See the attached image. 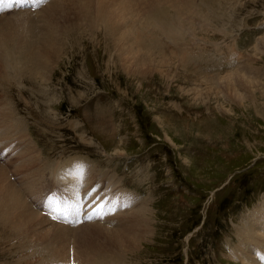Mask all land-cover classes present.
I'll return each instance as SVG.
<instances>
[{"label": "rangeland", "instance_id": "1", "mask_svg": "<svg viewBox=\"0 0 264 264\" xmlns=\"http://www.w3.org/2000/svg\"><path fill=\"white\" fill-rule=\"evenodd\" d=\"M8 1L3 0L4 5ZM52 1L25 0L23 4L27 7L23 10L4 12L0 16L2 24L11 28V34L18 29L15 38L23 36L28 50L29 40L36 39L31 47L36 50H29L32 54L36 52L34 55L38 54L36 42L41 41L43 30L34 26L39 34L30 35L29 39L28 21L42 20L44 14L40 12ZM227 2L220 3L223 14L226 6L239 7V24H228L225 36L213 32L198 37L213 39L210 41L213 50L208 52L210 59L206 64L217 67L210 68L209 72L221 71L224 76L233 63L235 67H253L254 85L249 86V93H243H246L244 98L236 99L234 95L228 98L222 88L216 90L219 95L210 94L199 73L178 63L163 66L146 76L130 74L117 60L118 53L105 35L108 34L105 19L95 33L89 28L86 32L67 35L58 66L46 78L41 74L34 78L22 76L21 71L19 75L16 69L20 70L21 64V68H14L19 75L17 80H3L0 72V113H13L19 121V131L17 128L9 131L13 144L6 141L0 145L3 160L0 167L9 174L33 211L40 213V200L47 190L59 189L66 196L78 184L82 173L73 165L77 160L85 166L83 174L88 175L89 170V178L99 182L96 189H102L101 194L112 185V198L116 201L148 200L149 236L138 251L128 255L125 264H244L231 254L241 244V230L246 222L253 223L256 219L264 226L261 220L264 214V0ZM128 12L124 17L127 23L131 15ZM219 25L223 27L221 21ZM5 42L9 48L3 46L6 50L16 49L15 39L13 46ZM4 48L0 46V68H4L1 64ZM15 51L20 54L17 63L21 53L19 49ZM211 57L217 58L212 61ZM168 67H173L172 71ZM194 88L203 95L199 98L191 95L189 90ZM22 136L29 140L25 142ZM16 137L19 139L15 140ZM29 142L34 146L30 147ZM20 159L22 165L18 166ZM45 161L46 167L65 168L61 177L51 178L48 170L44 175ZM62 178L64 182L69 180L64 183ZM30 182L38 190L35 194L22 189ZM81 189L78 192L82 196ZM54 202L68 206L66 202ZM42 210L44 217H51L44 212L46 209ZM74 213L78 221L81 213ZM121 213L123 210L112 209V226H124ZM67 224L74 229L78 223ZM261 234L254 237L252 233V236L260 240L264 236ZM9 235L6 229L0 228V264H24L26 253ZM26 235L41 243L40 239ZM42 244L46 245L43 241ZM263 245L247 243L254 253V261L264 258ZM42 258L38 260L47 264Z\"/></svg>", "mask_w": 264, "mask_h": 264}, {"label": "bare ground", "instance_id": "2", "mask_svg": "<svg viewBox=\"0 0 264 264\" xmlns=\"http://www.w3.org/2000/svg\"><path fill=\"white\" fill-rule=\"evenodd\" d=\"M53 1L52 4L50 3L48 6L46 5L47 7L40 12L41 14H44L42 20L40 19L41 21H36L35 18L28 21L30 28H27L26 31L29 34V39H31L30 35L39 34V30H34V26H38L39 29H41L40 31L43 30L41 41L38 38L39 41L37 40L36 42L38 47L37 55H34L36 52H33V54L30 53L31 50H36L31 48L34 46L33 42L36 41V39H32L33 42L29 40V42L32 43L31 44L28 42L29 51L26 48L27 45L23 36L15 38L18 35V29L17 31L16 29L14 30L17 33L12 32L13 34L16 33V35H14L12 38L13 34H11V28L9 30V27L7 25V27L4 26L0 21V43L3 39L2 41H7V44L9 42L12 44V41L15 39V43H13L16 48L15 50L19 49L21 53L20 61H17L19 64H17L16 60L20 56V54L19 56L17 55L18 51L6 50L4 48L7 46L5 44L6 42H3L5 45H3V43L0 44V46L2 45V48L6 50L5 52H1V64L3 63L4 68H0V72L2 74L3 80H17V77L20 75V71L22 76L28 77L30 75V77L34 78L36 75L41 74L42 78H46L49 73L52 74L55 67L58 66L59 60L61 59L65 48L66 36L72 34L75 31L86 32L89 28L90 30L94 31L96 27L99 28L98 26L103 25L101 22L105 19L108 22L106 23V32H108V34H105V32L104 34L107 36V39L111 40L115 53H118L117 56L119 59L117 60H119V63L122 64L126 71L132 75L140 77L146 76L152 71L161 70V67L163 66L170 67L173 63H178L182 65V68L191 67L192 71L195 70V74L198 75L199 73V79L203 80V82H206L207 90L212 95H219L216 93V90L222 88L223 92L228 98H230L232 95H234L236 99L244 98L243 96L246 93L244 95L243 93L248 92L250 88L249 86L254 85L253 78L256 75V71L253 69V67L246 68L247 65L242 66L241 68L238 67V65L235 67L233 63L232 66L229 65L231 70L224 76L221 75V71H217L218 73L215 72V70L209 72V69L213 65H207L206 62L210 56L208 55V52L213 50L210 49V41L213 39L209 38L201 40L198 37L201 34L206 36L208 35L206 33L213 34V32H217L225 36L227 32L226 26H228V24L234 26L239 24L237 17L239 7L231 8V6H226L227 8L224 15L223 10L221 9L222 5L220 4L222 0ZM224 1L227 2V0ZM25 7L27 6L17 3L15 0H9L5 5L3 0H0V11L2 13H14L20 8L23 9ZM128 10L129 15H131L129 17V22L127 23L124 17L125 12ZM190 15L192 17L191 19L189 18ZM185 18H189V20H185ZM196 18L199 20L196 21ZM219 21H221L223 27L219 25ZM192 24L195 26H191ZM8 25H10V23ZM93 31L92 33H95V31ZM196 31L198 32L196 33ZM25 49H27V53H24ZM218 52L220 51L218 50ZM215 58L213 57L212 59L211 57L212 61ZM14 62L15 64L13 65ZM192 62H194V64ZM195 62L200 64L197 65ZM248 62L247 64H249ZM20 64L23 65L22 68L20 67ZM18 66L21 68L20 70L16 69L17 72L19 71V75L18 73H15L16 70L14 69ZM169 67L168 69H171L172 71L173 67ZM215 67L217 66L215 65ZM215 67L211 69H215ZM24 68L26 69L23 70ZM121 69L123 70V68ZM203 72H205V74ZM8 82L9 81H7V83ZM196 86L200 87L199 85ZM189 93L195 98H199L203 95V92H200L197 88L189 90ZM241 101L243 102V100ZM6 113L9 114L10 111L7 110ZM18 127V118H14L13 113H10L9 115L0 113V145H4V142L6 141H10L9 143L13 144L14 140L9 139V131L16 128L18 130ZM14 132L16 131L14 130ZM17 136L19 137V135ZM18 137H16L15 140ZM28 140L29 139H26L25 142ZM19 141L21 142V140H18V142ZM28 145L31 147L32 143ZM26 153L27 151L25 154ZM37 155H39V152ZM29 157L32 158V156ZM38 157L39 156H37V158ZM41 159L43 158H40V160ZM22 161V159L18 160V166L22 165ZM74 162L75 163H73V165L75 164V166L78 167L79 172L82 173V177L76 186L68 190V194L66 195L68 196V199L66 200L68 206H65L64 209L66 217L69 219L71 218L72 222L78 223L74 229H70L68 227L67 223H69V219H67V221L64 223H61L56 222V220L52 217H44L45 213L43 214L42 210L44 209L43 204L40 205L39 203V212L42 215L33 211L27 204L28 201L26 203V201L23 199V193L21 194L16 184L11 182L9 174L6 173L4 168L2 169L1 167L0 228H4V230L6 229L10 234L9 239L13 240L15 244L19 245V247H21L26 253V258H24L25 261L23 260L24 264H44V262H40L38 260L41 257L45 258L46 262L48 261L47 264H125L128 255L133 254L134 251H138L137 249H140V247L143 245V240L149 236L148 234L150 233L151 221L149 219V209L147 204L148 200L143 202L141 200L143 198L138 200L134 199L137 200L135 203H132L131 198V203H129L128 200V202L125 200L116 201L112 198V185H109V189L111 188V191L106 189L105 192L101 194L102 189H96L98 188L99 182L95 179L89 178L91 171L88 170L89 174L84 175L83 171L86 170L83 168L85 167L83 166L84 164H82L80 161L77 162V160ZM45 165H47V162L43 167H46ZM65 166L66 165H64V167ZM39 168H41V166ZM21 170L23 171V169ZM46 170L49 171L51 178L58 179L61 177L60 174L63 170H65V168L62 170V166H56L53 168L47 166L44 168L43 174ZM39 171L42 172L41 169H39ZM46 175L48 176L47 173ZM100 175L102 176V174ZM103 177H106L105 174ZM98 179L100 180V178ZM64 181L66 180L64 179L63 182ZM31 182L26 186L27 188H25V185L22 183L24 186L22 189L29 193L31 192L35 194L38 190ZM106 187H108V185L105 186V188ZM78 188L83 189L84 195L81 196L82 193L80 194V192H78ZM45 195L46 194H44V196ZM40 197L42 196L40 195ZM83 200H85L84 205L82 204ZM54 203L58 204L56 202ZM104 204H106L108 207L106 208L108 209L107 211H104ZM125 205L127 206L125 207ZM36 206L38 207V204ZM111 208L118 211L123 210V213H121L120 216L124 215V226H112L113 223H110V219L112 218ZM74 211L81 213V215H79L81 217H79L78 221H76L77 217L75 216L76 213H74ZM88 211L92 213H88ZM44 212H46V210ZM125 212H127L128 215L125 214ZM102 213L103 216H101ZM262 213H264V211ZM263 215L264 214H262V216ZM262 216L261 220L264 222V217L262 218ZM89 217H91V219H89ZM252 218L254 217L252 216ZM260 224V220L258 219H256V221L253 223L246 222V226L241 230L243 233L239 234L242 236L240 239L241 244H238L239 246L234 249L231 248V254L236 260H239L244 264H264V258L258 257L260 261H254L256 260L253 255L254 253L252 254L250 252V246L247 247V243L251 246H262L264 244V236H261L260 240H256L254 238L256 236L258 237L261 232V235L264 234V226H261ZM26 233L34 236L33 238L40 239L41 243L35 242L33 239L28 238ZM252 233L255 234L254 237L252 236ZM7 241L9 242V240ZM42 241L45 242L46 245H43ZM21 263L23 262L21 261Z\"/></svg>", "mask_w": 264, "mask_h": 264}, {"label": "snow or ice", "instance_id": "3", "mask_svg": "<svg viewBox=\"0 0 264 264\" xmlns=\"http://www.w3.org/2000/svg\"><path fill=\"white\" fill-rule=\"evenodd\" d=\"M18 2L20 3V4H23L24 2H25V0H18ZM39 2H42V0H39ZM127 205H125V207H126ZM114 214V213H113ZM89 219H91V217H89Z\"/></svg>", "mask_w": 264, "mask_h": 264}]
</instances>
